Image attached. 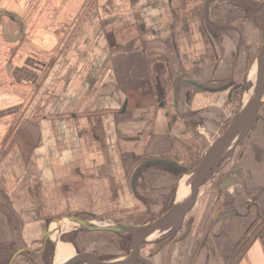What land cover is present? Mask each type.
<instances>
[{"label": "crops", "instance_id": "crops-1", "mask_svg": "<svg viewBox=\"0 0 264 264\" xmlns=\"http://www.w3.org/2000/svg\"><path fill=\"white\" fill-rule=\"evenodd\" d=\"M211 1L0 0V264L23 256L21 264H47L50 254L55 264L58 243L72 249L65 247L67 259L91 254L120 263L131 234L96 237L68 218L109 225L115 222L104 215L162 190L168 197L171 186L169 203L182 198L193 177L182 155L204 137L198 163L231 122L258 43L241 11L217 9L213 22ZM234 147L209 171L182 225L147 237L134 264H264V93ZM153 158L178 168L149 164L132 186L135 169ZM150 168L172 169L150 185L158 189L151 194L140 186ZM168 174L178 181L170 185ZM225 178L234 183L220 188ZM202 192H211L210 203L198 204ZM160 201L146 213L159 212ZM7 203L24 218L15 245L7 242ZM169 206L149 220L117 222L146 226ZM50 223L56 230L41 232L36 252L38 231ZM67 223L80 232L64 240Z\"/></svg>", "mask_w": 264, "mask_h": 264}, {"label": "water", "instance_id": "water-1", "mask_svg": "<svg viewBox=\"0 0 264 264\" xmlns=\"http://www.w3.org/2000/svg\"><path fill=\"white\" fill-rule=\"evenodd\" d=\"M253 60L251 68L246 76V85L244 95L248 93V99L242 103L238 111L236 112L232 121L225 128L221 136L216 139L211 146L204 152L202 158L198 163L190 170V174L193 175L190 182L187 184V194L180 200H174L162 215L146 226H135L126 223H111L109 225H95L87 220L78 219L76 217L68 218V220L77 223L78 226L87 231H109L116 233H129L131 234V247L126 259L120 263H100L91 254H77L72 258L67 259L62 264H76L82 263L86 259L90 261V264H134L135 261H141L138 256L140 244L156 233L172 232L174 229L179 228L187 214L188 210L195 202L196 195L199 187L203 184L209 171L222 159H224L236 146L242 138L252 128L260 101L264 93V39L259 47V50ZM196 85L195 83H192ZM197 86V85H196ZM243 95V98H244ZM165 164L173 165L177 167L171 161L166 159H151L141 163L134 171L131 185L134 186L139 172L145 166L149 164ZM178 168V167H177ZM234 182L232 179L225 178L221 181L220 188L232 185ZM20 252L17 251L12 259Z\"/></svg>", "mask_w": 264, "mask_h": 264}, {"label": "rangeland", "instance_id": "rangeland-1", "mask_svg": "<svg viewBox=\"0 0 264 264\" xmlns=\"http://www.w3.org/2000/svg\"><path fill=\"white\" fill-rule=\"evenodd\" d=\"M232 2H233V4L230 5V3H232ZM234 2H238V1H234V0H230V1H227V0L211 1V5H209L210 6L209 11H211L212 18L214 17L213 22L216 21V19L218 18V16L213 15V12H216L217 9H218V11L221 10V8L226 10V11H241L242 15H243L242 17L244 18L243 21H241V22L242 23L243 22L247 23L249 25V26L247 25L250 28L249 34H253V32H256L257 33L256 35H258L257 36L258 43H256V47H255L256 48V54H257V52L259 50V47H260V43H259L260 39H262V38L264 39V0H239V3H234ZM222 19L223 18L220 17V21ZM222 21H225V23H226V21H228V20H222ZM230 23H232V22H230ZM230 23H228V24H230ZM260 25H262V26H260ZM228 27H230V26H228ZM254 27H256L257 29L254 28ZM251 30H253V32ZM252 62L248 66L247 73H248L249 69L251 68ZM247 73H246V76H247ZM245 85H246V77L244 79V82L240 85V89H239V93H240L239 97H242V99H244L243 95H244V90H245L244 86ZM244 97H245V95H244ZM241 103H238L237 107H235L234 110L230 111V118H233V116H235V114L238 111ZM230 118L229 119L225 118V120L228 119L230 121L231 120ZM197 139H198V137H197ZM196 143H197V145L194 146ZM195 144H191V148L189 149L188 152H186L187 154L183 153V155H182V159H183V161L185 163L184 166H183L184 170H189L191 168H194V166L197 164L196 162L199 159L201 152L203 151L205 145H207V142H206V139L204 137H201V138H199L197 140V142H195ZM184 145H186V144H184ZM193 147H196V149H194ZM234 149H236V148L234 147ZM197 150H199V151H197ZM239 151H240L239 148H237L236 151H235L236 153H234V154L238 155ZM190 155H191V157H189ZM155 169L156 168H154V169L150 168V172L149 173L147 172V174H145V176L143 174L141 176L143 179L145 178V181L148 180V182L146 183L144 181L143 182L141 181V183H140L141 185L140 186L142 187V190L144 189V187H146V189L148 190V192L150 194H151V191H154V192L158 191V189H155V188L151 189V186H150L153 182H155L158 179V176L159 175L164 176L162 174L164 170L165 171L172 170L170 168H168V169L167 168H164V169L160 168L161 172H160V174H158L157 171H159V170H155ZM172 172H174V171H172ZM168 175H172V174H168ZM171 177H173V179H171ZM191 178H192V176L187 178V183L190 181ZM167 179H168L167 182L170 185L175 184V182L178 181V178H177L176 174H175V176H173V175L172 176H168ZM209 179L210 180L212 179V175H209L208 180ZM208 180H207V182H208ZM171 189L172 190H170L171 192H170L168 197L166 196L168 194V192L166 194H164L163 190L159 191L160 195H161L160 197H158V196L156 197V194H159V193H156L154 196L150 197L149 200H147V202H145V204L142 203V200H137L136 199L135 205L132 207V209H129V211H128L127 208L124 209V210H121V211H114L109 216L105 217V215H104V219H106V220L113 219L112 222H115V224H116V223H119V222H117L118 219H128V220H131V221L132 220L133 221L136 220V221L142 222V221H145V220H149L152 217L155 218L156 216H158L160 214L161 210H163L164 208H166L167 206L172 204V203L170 204L169 201L174 198V196H175L174 193H175V191L177 189V186H176V189H175L174 186H171ZM136 192H137V190H136ZM210 194H211V192L208 195H205L202 192V194H201V196H200V198L198 200V204L203 205V204H206L207 202L210 203L211 200L213 199V196L210 195ZM138 197H139V195H138ZM157 198L161 199L160 204L155 206V209L157 211H159V212L155 213L154 215H152L153 213L151 215L147 214L146 211H145L146 210V205H150V202L154 201ZM158 206H159V208H158ZM3 209H4L3 214L8 216L7 217V224L9 226V228H10V229L7 228L8 229L7 242L10 243V241L13 240L14 242H12V243L15 245L16 241L18 242V240H22V238H20L21 237V228L20 227L23 226L24 218L22 216H19L20 209L18 208L17 212H15L13 210V207L9 203H7V206L5 208H3ZM197 214H198V212H197ZM28 215H29V213H26L25 216L28 217ZM91 220H96V222H97L100 219H91ZM49 222H48V224H49ZM102 222H104L103 224L106 223L105 221H102ZM99 223L101 224V221H99L97 223V225ZM67 224L68 225L63 228V231H65V233L67 234V235L63 236L64 240H69V239L72 238V236L74 238V237H76V233L80 232L79 230H77L75 232L74 231H70V230H72V228L74 227L75 224H73V225H72V223L71 224L67 223ZM103 224H101V225H103ZM54 226H55V224H51L50 227L43 226V228H40V232L38 231V236H39V239H40L39 244H35L34 245V248H35L36 252H37L38 246H40L41 242L44 241V239L42 237L43 235H42L41 232L42 231L46 232L47 230L48 231H54V230H56V228H54ZM15 228H16V232L13 231ZM100 232L103 233V237H106V236L108 237L109 235L116 236L115 240H117V241L121 240L120 238H122L120 235L114 234V233L109 232V231H95L94 234H97L96 237L101 235ZM104 235H106V236H104ZM56 236H57V233H56ZM52 237H51V240H49V239L45 240L46 243L48 244V246H47L48 250H49L50 247L53 246ZM0 243H2V242H0ZM1 246H2V244H0V247ZM66 246L68 247L69 254H71L72 250H70V247L68 245H66ZM56 249H58L57 246H56ZM48 253H49V251H48ZM30 258H34V256H31ZM23 259H25L24 256L19 260V264H21V262L23 263V261H22ZM46 260H47L46 261L47 264H51V262L53 260V256L51 254L47 255Z\"/></svg>", "mask_w": 264, "mask_h": 264}, {"label": "bare ground", "instance_id": "bare-ground-1", "mask_svg": "<svg viewBox=\"0 0 264 264\" xmlns=\"http://www.w3.org/2000/svg\"><path fill=\"white\" fill-rule=\"evenodd\" d=\"M248 99V93L245 95L244 97V101H246ZM187 191H188V187L186 189V192L183 194L182 198L187 194ZM92 223V222H90ZM56 225V224H55ZM61 227V226H60ZM51 229V228H50ZM61 230V229H60ZM56 236V235H54ZM56 239V238H55ZM59 245L57 246L58 249H56V253L54 254L55 255V258H54V261H55V264H62L66 261L67 257H68V250L65 248L67 247L66 245H64L63 243H58ZM68 248V247H67ZM70 250H72L70 248ZM73 255V251L71 253ZM69 259V258H68Z\"/></svg>", "mask_w": 264, "mask_h": 264}, {"label": "flooded vegetation", "instance_id": "flooded-vegetation-1", "mask_svg": "<svg viewBox=\"0 0 264 264\" xmlns=\"http://www.w3.org/2000/svg\"><path fill=\"white\" fill-rule=\"evenodd\" d=\"M234 87L235 85L232 83V85H231V87ZM236 87H237V85H236ZM236 87H234V89L236 88ZM238 89H239V87H237ZM233 89V90H234ZM176 200V199H175ZM142 245H144V243H141ZM140 244V245H141ZM45 247H47V245L45 246ZM119 247L122 249V251L124 252L125 251V248H126V243H124V241L121 243H119ZM127 253V252H126ZM129 254V252L127 253V255Z\"/></svg>", "mask_w": 264, "mask_h": 264}]
</instances>
